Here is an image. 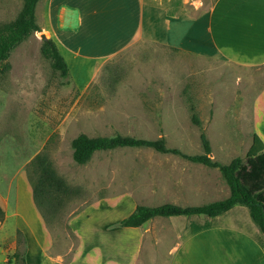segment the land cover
<instances>
[{
	"label": "rangeland",
	"instance_id": "374dc122",
	"mask_svg": "<svg viewBox=\"0 0 264 264\" xmlns=\"http://www.w3.org/2000/svg\"><path fill=\"white\" fill-rule=\"evenodd\" d=\"M22 1L0 0V25L15 19ZM41 40L38 33L21 42L8 59L11 69L0 75V201L4 196L13 204L20 173L39 186L34 159L44 158L68 188L57 193L50 187V198L40 203L57 209L48 214L54 227L52 253L70 255L75 241L66 219L106 195L125 207L113 206L115 218L137 205L175 201L181 189L191 190L190 205L221 198L226 190L217 168L151 148L96 151L85 165L75 164L71 141L78 134L163 138L169 148L199 155L204 153V133L213 161L225 165L239 157L246 165L253 135L251 107L263 85V69L139 43L98 69L99 61H80L61 49L69 70L63 80L42 57ZM258 78L262 82H252ZM37 196L39 200L38 191Z\"/></svg>",
	"mask_w": 264,
	"mask_h": 264
},
{
	"label": "crops",
	"instance_id": "0c3cea01",
	"mask_svg": "<svg viewBox=\"0 0 264 264\" xmlns=\"http://www.w3.org/2000/svg\"><path fill=\"white\" fill-rule=\"evenodd\" d=\"M35 20L40 31L29 37L44 34L42 40H52L73 58L99 61L96 69L146 43L263 69L264 78V0H40ZM256 81L262 79L252 82ZM262 84L251 111L253 134L264 144V79ZM17 179L13 204L4 196L0 201V264H12L8 257L18 248L17 232L23 239L24 264H264V234L244 206L215 217L156 216L139 227H121L119 222L135 207L113 218V206L125 207L107 195L75 209L66 219L75 241L70 255L52 253L54 227L42 213L55 209L35 204L27 173ZM228 195L226 185L223 196L209 202ZM175 197L161 204L193 206L189 188Z\"/></svg>",
	"mask_w": 264,
	"mask_h": 264
},
{
	"label": "trees",
	"instance_id": "16d2710c",
	"mask_svg": "<svg viewBox=\"0 0 264 264\" xmlns=\"http://www.w3.org/2000/svg\"><path fill=\"white\" fill-rule=\"evenodd\" d=\"M40 0H23L22 7L14 20L0 25V75L10 70L9 57L14 48L35 32L39 27L35 20V8ZM40 53L43 58L50 61L51 67L58 73L61 79L67 78L69 70L67 64L52 40H42ZM193 121L199 124L193 116ZM203 154L187 155L176 148L165 145L163 138L149 140L133 136L115 135L111 137H89L83 133L78 134L71 141L72 159L75 164L85 165L96 151H107L116 148H151L158 153L178 155L192 163L202 164L210 168H217L229 189V195L217 201L203 205L178 206L165 203L157 206L137 205L132 213L119 222L121 227H139L156 216H218L236 205L248 209L251 221L264 234L263 210H264V144L260 138L253 134L252 142L246 152V165H242L239 157L234 158L228 164H220L213 161L209 154L211 148L204 133L200 135ZM34 163L40 175L39 186L33 187L34 202L38 207L45 204L49 188L67 192L68 188L54 173L51 166L41 156H36ZM39 195V200L37 196ZM55 209L54 204H51ZM57 209L53 212L55 213ZM50 213H42L43 216ZM4 219V212L0 206V222ZM18 244L23 243L20 232H17ZM12 264H24V252L17 250L8 257Z\"/></svg>",
	"mask_w": 264,
	"mask_h": 264
},
{
	"label": "water",
	"instance_id": "95a60500",
	"mask_svg": "<svg viewBox=\"0 0 264 264\" xmlns=\"http://www.w3.org/2000/svg\"><path fill=\"white\" fill-rule=\"evenodd\" d=\"M41 38H44V34H41ZM263 224H264V210H263Z\"/></svg>",
	"mask_w": 264,
	"mask_h": 264
}]
</instances>
